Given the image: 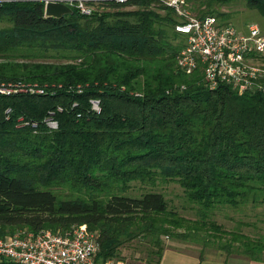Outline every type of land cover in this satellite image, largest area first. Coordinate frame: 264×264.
I'll return each mask as SVG.
<instances>
[{"label": "trees", "instance_id": "trees-1", "mask_svg": "<svg viewBox=\"0 0 264 264\" xmlns=\"http://www.w3.org/2000/svg\"><path fill=\"white\" fill-rule=\"evenodd\" d=\"M244 1L264 22V0ZM101 4L112 9L59 18L44 16L41 2L0 4V80L43 89L0 96V236L85 224L101 264L125 259L123 248L133 251L129 264H160L163 237L218 243L264 263L263 236L211 218L220 206L264 207V96L226 83L210 89L201 65L182 72L173 8L158 0ZM210 6L192 10L229 23ZM50 113L55 129L45 121ZM159 177L179 184L196 219L161 192L126 194L132 182Z\"/></svg>", "mask_w": 264, "mask_h": 264}, {"label": "built area", "instance_id": "built-area-1", "mask_svg": "<svg viewBox=\"0 0 264 264\" xmlns=\"http://www.w3.org/2000/svg\"><path fill=\"white\" fill-rule=\"evenodd\" d=\"M11 1L17 0H0V4ZM27 1L41 2L44 16L49 2L61 3L80 15L90 16L96 12L95 5L104 0ZM158 1L173 8L180 20L174 29L184 38V45L176 57V65L182 72L192 73L201 65L203 78L210 89L226 83L239 94L257 91L264 96V31L257 23H249L241 31L230 23H220L213 15H193L186 9L185 0ZM18 93L38 94L43 93V89L36 84L0 80V96ZM91 102L95 104L93 109L99 111L98 102ZM10 111L9 107L4 110L7 117ZM51 117L52 113L46 124L55 128L56 121ZM97 251L95 233L88 231L85 224L73 225L65 231L26 229L0 236V262L7 264H101L95 260ZM103 264L129 263L110 258Z\"/></svg>", "mask_w": 264, "mask_h": 264}, {"label": "rangeland", "instance_id": "rangeland-1", "mask_svg": "<svg viewBox=\"0 0 264 264\" xmlns=\"http://www.w3.org/2000/svg\"><path fill=\"white\" fill-rule=\"evenodd\" d=\"M207 1H210L211 3V10L215 12L219 11L228 13L229 17L227 21L238 30L244 31L247 24L252 22L257 23L261 28L264 27L263 19L259 15L258 11L254 8H248L244 0H228L227 2H219L214 0H185L187 4L186 9L189 10V12L193 15L197 16V13L192 10L193 4H205ZM96 5V12L108 11L112 9L102 4L97 3ZM126 8L133 7L129 6ZM175 17L178 18L177 14ZM94 105L95 104L93 103L92 106ZM49 117L50 114L45 118V121ZM47 126H49V124ZM146 191L161 192L168 201L169 206L175 208V210L180 215L190 219H196L198 217L195 210L193 209L194 205L185 199L182 188L177 182L173 180H164L160 177L157 178L155 184L153 185L148 183L132 182L130 189L126 192V194L130 196H139ZM212 214L213 215L211 218L218 224H221L225 230L242 232L249 235L250 237H264V207L262 204L254 205L249 202L244 205H239L237 208L220 206L213 210ZM22 230H26V228L18 229L14 233H18ZM163 241L165 247H170L185 252L189 250L199 255L214 250H221L217 249L218 243H208L206 246H203L202 243L194 242L192 240H179L176 238L167 237H163ZM131 252L133 251L130 248L122 249V255L125 256L124 260L127 262H133L130 260ZM137 264L144 263L137 261Z\"/></svg>", "mask_w": 264, "mask_h": 264}, {"label": "crops", "instance_id": "crops-1", "mask_svg": "<svg viewBox=\"0 0 264 264\" xmlns=\"http://www.w3.org/2000/svg\"><path fill=\"white\" fill-rule=\"evenodd\" d=\"M160 264H264L244 256L228 255L223 250H214L199 255L193 251H180L165 247Z\"/></svg>", "mask_w": 264, "mask_h": 264}, {"label": "water", "instance_id": "water-1", "mask_svg": "<svg viewBox=\"0 0 264 264\" xmlns=\"http://www.w3.org/2000/svg\"><path fill=\"white\" fill-rule=\"evenodd\" d=\"M73 10L66 5L57 2H49L45 6V16L59 18L64 14H70Z\"/></svg>", "mask_w": 264, "mask_h": 264}]
</instances>
